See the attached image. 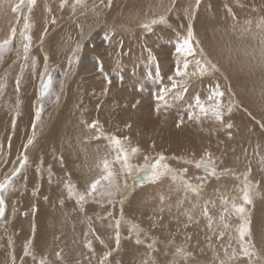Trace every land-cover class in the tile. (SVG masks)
<instances>
[{
    "label": "bare ground",
    "instance_id": "6f19581e",
    "mask_svg": "<svg viewBox=\"0 0 264 264\" xmlns=\"http://www.w3.org/2000/svg\"><path fill=\"white\" fill-rule=\"evenodd\" d=\"M45 1L48 4V0ZM106 1L93 0L75 13L69 10L62 14L56 12L59 19L50 23L49 7L44 0H36L28 16L25 10L19 21L10 14L19 0H0V40L7 38L10 28L23 34L24 22L28 20L29 29L33 31L31 34L36 38L32 53L39 51L40 57L47 56L45 62L49 67L65 68L74 49L89 42L94 46L88 53L101 58L104 51L101 53L97 47L96 34L104 30L105 37H110L106 50L108 57L102 60L103 73L93 74L92 65L88 64L87 68L80 63L76 76L62 85L65 87L61 89L62 94L67 88L65 101L59 100V107L53 111L54 120L42 143L43 155L36 162L45 168L39 173L40 179L43 172L48 174L46 179L40 180L41 197L45 199L37 202L27 198L23 201V194H18L11 203L12 208L8 199L7 219L13 211L17 218L14 228L27 226L30 218L24 214L35 211L32 222L36 228L35 241L40 251L46 254L39 260L48 264L51 260L45 256L58 261L59 258L65 262L79 261L80 264H101L99 262L105 258L104 264H216L217 260L223 264H236L235 238L242 250L238 229L247 222L249 235L245 239L253 256L251 264L259 263L260 255L264 254V0H235L230 18L217 14L219 5L213 0H204L198 7L194 0H112L110 4ZM151 17L159 18L149 19ZM161 17L166 22H160ZM136 19L148 20L137 24ZM153 20L157 23L152 24ZM189 27L195 42L199 43V47L194 46V55L186 58L189 70H193L194 62L199 60L208 72L191 77L186 84L174 89L171 88L172 81L167 83V88L171 89L165 97L167 106L161 103L166 115L153 117L151 111L155 106L146 105L142 109L137 104L141 98L136 88L143 87L137 70L152 65L154 72H161L162 77L172 76L173 68L166 58L160 56L155 43L162 39L174 42L177 38L182 39L177 43L179 46L187 37ZM41 46L46 51L42 52ZM178 56L182 63L185 57L180 53ZM11 59L0 69V85L11 77L23 60L21 56ZM45 68L41 69L36 80L34 77L32 97L22 99L26 101V114L31 121L27 132L24 127L16 130L8 164L14 163L22 150L18 141L21 134L30 135L33 105L37 99L35 91ZM108 74L109 78L106 77ZM118 77H121L120 81ZM106 79L110 83H106ZM182 79L175 78L177 81ZM217 86L224 93L220 98L223 121L216 120L211 113L207 121L199 109H190L189 105H195L196 97L206 101ZM155 92L157 94V90ZM141 94L144 99L140 103L153 102L150 94L145 91ZM192 111L199 120L189 118ZM168 112L169 116L178 113L182 116L179 122L189 123L182 122L180 128L173 130L174 126L167 119ZM3 122L0 121V127ZM94 122L96 127L91 128ZM205 123L210 140L217 144V148L212 145L208 149L204 142L185 136L199 128L203 131L202 124ZM228 124L232 127L228 128ZM10 132L1 140L0 128V145L5 146ZM113 137L119 138L120 147L129 153L130 170L124 168L122 161L116 160ZM133 148L139 151L132 154ZM207 151L217 166L214 174L203 167L198 168L199 171L191 166L201 160L207 161ZM159 155L168 156L171 166L176 159L179 163L170 168L171 172L162 168L161 175L153 178V166L145 168L140 163L152 164L159 160ZM150 156L153 158L149 160ZM105 159L114 174L110 178L111 186L104 188L102 181L96 192L90 193L91 184L106 175L102 166ZM161 163L166 165L165 161ZM55 166L56 171L66 178L54 177ZM146 175L151 177L145 179ZM242 175L244 178H240ZM188 184L196 191L187 187ZM246 184L250 186L251 203H244L242 199ZM80 195H84V200L79 199ZM234 204L243 205L244 213H238ZM116 220L121 229L126 224L132 227L134 237L126 239L122 235L123 241L113 249ZM131 220L139 221L146 228L151 225L154 246L141 242L139 235L144 230ZM166 244L173 248L162 249ZM198 250L204 258L210 256L209 259L202 261L196 253ZM110 251L112 258L108 259Z\"/></svg>",
    "mask_w": 264,
    "mask_h": 264
},
{
    "label": "rangeland",
    "instance_id": "374dc122",
    "mask_svg": "<svg viewBox=\"0 0 264 264\" xmlns=\"http://www.w3.org/2000/svg\"><path fill=\"white\" fill-rule=\"evenodd\" d=\"M69 1L70 0H62V1L61 0H48V4H47L46 1L44 0L45 5H48V7H49V9L47 10V12H48L47 16L48 17L51 16V18H50L51 22L50 23H53L54 21L59 19L57 17L58 15L56 14V12L62 14L63 12L69 10V11H73V13H75V10H77L78 8L79 9L80 8H85L93 0H89V1L88 0H82V3H79V4L76 2V0H71L70 4H69ZM202 1H204V0H199L200 3L197 4V0H194V2L197 4V5L195 4L197 7H198V5L201 4ZM106 2H107V4H110L112 2V0H107ZM213 2H215L216 5H219L218 6V11H220V12H217V14L223 15L222 18L223 17L225 18V16H228L229 18L231 17L230 15H231V12L233 11L232 6H233V3H235V0H213ZM19 3H20V0H19L18 3H15L16 5H14V7L19 5ZM67 4H69V5H67ZM73 4H74V6H72ZM51 6H53V9H52ZM63 6H66V7H63ZM32 8H33V6H31V9ZM8 9H11V8L9 7ZM51 9H52V11H51ZM25 10H27L26 11V14H27L26 16H28V14L30 13L31 10L29 11V5H27L26 2H25V4L23 6H21V10L19 12H15V14H13L14 12L12 10L10 14L12 16L18 18V21H19L21 19L20 16H22V14H23V12H25ZM159 17H151L149 19H152V18L153 19H158ZM146 20H148V19H146ZM146 20L145 19L144 20L143 19L142 20L136 19L135 23L139 24V23L145 22ZM25 22L28 23V20H25ZM25 22H24L23 34L27 33V35L31 36V40H30L31 42L26 40L24 38V35H22V34L20 35V34L16 33L15 37L12 38L11 44L6 46L4 50L0 51V69L1 70L4 67V65H6L8 62H10L11 58H12L11 60H13L14 58L15 59L18 58V57L20 58V56H21V60L23 59L21 61V63L19 64L20 67L18 66L17 69L14 71V73L11 75V77H8L9 79L6 80V81L4 80V83L2 82L1 85H0L1 86L0 87V121H4L3 122L4 124L2 125V127H0L1 130H2L1 140L6 136L7 133H9L11 131L10 134H9V140L7 141L5 146L4 145H0V182H3V181H5L8 178L12 179L11 185L8 186L6 188V190H4L3 193H2L3 198H4V203H3V205H0V207L3 208V211L0 212V230H1L0 231V264H8V263L9 264H14V263L15 264H17V263L18 264H31V262H32V264H34V263L35 264H42V263L43 264H48V263H44V262L39 260V259H41V256L44 257V255H46V254H44L43 252L40 251V249L38 248V245H37V243L35 241L36 228H35L34 224L32 223L34 218H35V217H33V216H35L34 215L35 211L34 212L33 211L32 212H28V213L24 214V217L26 215L27 219L30 218V221H28V223H27L28 225L27 226L20 225V226H18V228L15 229L13 224L17 221L16 220L17 218L13 214V211H12L9 219H7V214H8L7 213L8 212L7 200L9 199L8 201L10 203V207L12 208V204L11 203L15 201L17 196H19V195L21 196L22 194H23V196H22L23 197V201H25L27 198L31 199V200H35V201L37 200V202L38 201L40 202L41 200L45 199V198L42 199V197H41L42 196V192H41L42 187L40 185L41 184L40 180L46 179L48 174L43 172L44 174L42 175V179H40V177H39L40 174L39 173L41 171H44L45 168L43 167L42 164L41 165H37L36 162H37V160H39V157L41 155H43L42 154L43 153L42 143L45 142V139H46V137L48 135V132H49V129H50V125H51L52 121L54 120L55 112L53 114V111L56 110L59 107V100H61V102L65 101V98H66V95H67V91H66L67 88H66L65 91L63 89L64 93L62 94V90L61 89L64 87L62 85L65 83V81H68L69 78L73 79L76 76L77 67L79 66L80 63H82L85 67H87L88 64L92 65V67H93L92 69H94L92 71L93 74L103 73L102 72V67H103V65H102L103 61L102 60L107 58L108 57L107 55L109 54L108 52H106V50L109 47V41H110L109 39H110V37H105L107 35H105V33L103 32L104 30L103 31H98L95 38H96V41H97L96 42L97 47L101 50V53L104 51L103 52V56L101 58L99 56H97V55L93 56V54L88 53L89 52L88 50L93 49L94 45L91 44L89 41H87L89 43L88 44L86 43L85 46H82L81 48L74 49L72 54H70L71 56H69L70 60H68V65L65 68H61V67H57V66L49 67V66L46 65L47 59L45 57H47V56L40 57V55H41L40 53L41 52H39V51H37V54L36 53L35 54L32 53L33 52L32 51L33 48H35V46H36V38H34L35 36L31 34L33 32L32 28L31 29H29V28L26 29L25 28ZM17 24L19 25V22ZM30 27H31V25H30ZM10 30H12V28L9 29V33H8V36H7L8 39L11 37V33H10L11 31ZM101 32H103V33H101ZM151 32H153V31L151 30ZM7 38L5 37L4 40H6ZM4 40L2 39V41H4ZM18 40L21 41V42H19ZM106 40H108V41H106ZM2 41L0 40V43H3ZM173 41L174 42H172V40H163L162 39V40H160L159 43H157V42L155 43V45H157L159 51L161 52L160 56L163 57V58H166L167 62L171 65V69L173 68V70H171L172 74L170 73L172 76L162 77L161 72H156V71L154 72V69H152V68H155V67H152V65H151V67H146V68L139 67L138 70H137V73H139L138 77H140V79H141L140 85L143 86V87L139 86V87L136 88V90H138L137 94H139L138 96L141 98V99H138L139 101H137V104H139L142 109H144L146 105H149V107H151V105L153 107L155 106L154 107L155 110H153V112L151 111V113H152L151 116H153V117H155L158 114L162 115L164 113V107L165 106L163 104L161 105V103H164V102H162V101L160 102L157 99L158 95L163 94L161 92V89L164 88V87H169L167 83H170L172 81V80L169 79V77H172L173 79L178 77V76H176V69H177V65H178V62H179V60H178L179 56H178V53L176 51V48L178 47L177 43L182 41V39H177L176 38ZM18 42H19V44H18ZM143 44H140L139 47H142L141 45H143ZM198 44H199L198 42H195V39H194V36H193V46L196 47V45H197V47H199ZM26 46H27V52L25 51V47ZM18 49H20L21 51L20 50L18 51ZM86 49H87V51H86ZM40 50L43 52V51H46V48L41 46ZM15 55H16V57H15ZM32 56H35V57H33V60H32ZM97 57H99V58H97ZM94 58H95L96 61L94 60ZM39 59H42V60H39ZM35 60H36V62H35ZM45 66H46V68L41 72V74L39 76L40 78L38 80L37 89L35 91V94H37V99H36V102L33 105V109H34L33 110V120H32V124L30 126V132H29L30 135L28 137V135L25 134V133L28 131L31 118H30V116H27V114H26V108H25L26 101L22 100V99H30V97H32V93L34 91V87L33 86L35 84L36 77L39 75L41 69L43 67H45ZM87 68H89V67H87ZM158 68L160 69V67H158ZM141 72H142V75H141ZM32 77H33V79H32ZM34 77H35V80H34ZM106 77L109 78L110 74H108ZM49 78H51V81H52L50 86L47 83ZM118 78H119V81H120L121 77H118ZM108 80L109 79L105 80L106 83H109ZM30 81H31V83H30ZM156 90H157V94L155 92ZM142 91H145L146 94H150L152 96V97L151 96L150 97H151V100H153V102L144 101L143 103L142 102L140 103V101L144 99L143 95L141 94ZM59 94H61L60 97H59ZM167 96L168 95L166 94L164 96V99ZM154 102H155V105H154ZM158 102H160L159 104L161 105L159 112H157V110H156ZM144 103H146V104H144ZM164 114L166 115V112ZM180 117H182V116L178 115V113H175V112H173V114L169 116V112H168L167 119H168L169 122H171L172 126H174L175 129L172 128L173 130H176V129L180 128V126H182V122L183 121L179 122V118ZM204 118H206L207 121L209 120L208 116L207 117L204 116ZM183 123H189V122H183ZM177 125H179V126H177ZM207 126L208 125L206 123L202 124V127L204 128L203 131H201L200 128H199V129H197V130H195L193 132L185 134V136L190 137L192 140H198L200 142H204L203 144H205L208 149L211 148L212 145L217 148L218 147L217 144L212 143V141L210 140L211 135H210L209 130L207 129ZM19 127H24L23 130L26 131L25 133L21 134V136H20V138L18 140L19 143H20V148L22 150L19 151V155H17L18 158L14 161V163L8 164L9 163V159H10V151L9 150L12 148V142H13V140L16 137V130ZM209 154H210V152L207 151L206 155H209ZM159 156L161 157V155H159ZM162 156L164 157L163 161L166 162V165L169 168H173V167L176 166V164L179 163V159H176L177 161L176 160L173 161L174 165L171 166V165H169V163H170L169 162V157L166 156V155H162ZM25 157H27V162L26 163L24 162V158ZM135 158L138 160V156H136ZM151 158H153V157L150 156L148 159L150 160ZM159 160H160V158H159ZM159 160L156 159V161L154 163H152V164H149L148 162H145V163L143 162V163H140V164L142 166L144 165L145 168H147V167L150 168V167L154 166V164L157 161H159ZM53 161L54 160H50V162H53ZM176 162H178V163H176ZM53 163H55V161ZM170 164H172V163H170ZM191 166L194 167L196 170H199L196 167V165L193 164ZM41 167H43V168L41 169ZM47 167H49V166H47ZM211 167L214 168L215 172H216V167L217 166L212 163ZM56 170L57 169H56V166H55V169H53V171L55 172L54 177L56 179L57 178L58 179L61 178L60 180H62V178H66V177H64V175H61L60 171L58 172ZM121 175L122 174L120 173L119 177ZM35 176H36V178L34 179ZM65 176H67V175H65ZM242 176L240 178H244L245 175H242ZM122 178H121V180H122ZM60 180H58V181H60ZM120 183H123V182L121 181ZM120 183H117V184L119 185ZM25 184H26V186H25ZM105 184H107V185H105ZM158 185L161 186L162 184L159 183ZM197 185H200V184H197ZM104 186H105L104 188H108L111 185H109L106 181H104ZM120 186L123 187L124 185L120 184ZM135 190L131 194L132 196H133V194H135ZM215 192H216V190H214V193ZM31 196H33V197H31ZM151 196H153V195L151 194ZM22 197H21V199H22ZM131 221L133 222V220H131ZM116 224H117V220H116ZM116 224L114 225V231L115 232L113 233V235L115 237L114 241H113V244L115 243L113 245V249H114V247L116 248L117 246H119V244H117V242H116V233L117 232H119V241L120 242L123 241L122 240V238H123L122 235L124 237L126 236L125 237L126 239H132V237H134L133 234H132L133 233L132 232L133 231L132 227H129L126 224L121 229L120 226H119V228H117ZM133 224L136 227L139 226V228L144 230L139 235L140 238H141L140 239L141 242L143 241V243L146 246L147 245L154 246L155 243L151 242V238L155 237L154 235H152L153 234L152 233L153 230L151 228V225L147 226V228H146L144 225H142L139 221H136V220L133 222ZM30 226H31L32 229L30 228ZM29 228H30V230H29ZM28 235H29V237H28ZM142 238H144V239H142ZM160 242H162V241H160ZM148 243H150L151 245L148 244ZM206 245H208V244H206ZM35 247H37V248H35ZM166 247L167 248H173L172 246H169V245L166 244V245H164V247L162 249H164ZM27 249H28V251H27ZM121 249H122V247H121ZM171 250L172 249H169L168 251H171ZM196 253L202 257L201 258L202 261H206V259H209L208 257H210V256H207V258H204V254H199V250ZM21 254H23V255H21ZM27 255L30 258L28 260H27V258H28ZM262 255L264 256V254H261L260 255L261 260H260L259 263L255 262L256 264H260V263L262 264L261 261H264L263 260L264 257ZM35 256H36L37 260H39L40 263L36 260ZM6 257L8 259H6ZM107 257H108V259L112 258L111 251L107 253ZM187 257L190 259V257H191L190 251L187 253ZM251 257H253L252 254L249 255V256H245L243 254V249L241 250V248H240V246L238 244L237 238H235L234 259H235V261H237L236 264H251L252 263V261H251L252 258ZM45 258H48V259L51 260L49 262V264H55V262H56V264H80L79 261L65 262L66 260L63 261L61 258H59V261L56 258H55L56 259L55 260V259H51V258H49L47 256H45ZM10 259H12V260H10ZM17 260H18V262H17ZM105 260H107V259L105 258ZM57 261L60 262V263H58ZM104 261L103 262L100 261L99 263L104 264L105 263ZM62 262H64V263H62ZM184 262L190 263L188 260H185ZM118 264H121V263H118ZM201 264H207V263L206 262H202ZM216 264H222V261L221 260H217Z\"/></svg>",
    "mask_w": 264,
    "mask_h": 264
},
{
    "label": "snow or ice",
    "instance_id": "6c2138e0",
    "mask_svg": "<svg viewBox=\"0 0 264 264\" xmlns=\"http://www.w3.org/2000/svg\"><path fill=\"white\" fill-rule=\"evenodd\" d=\"M25 2L27 3V5H29V11H30L31 6L35 5L36 0H20L19 5H17L16 7H14L12 9L13 12H19L21 10V6H23L25 4ZM76 2L79 4V3H82V0H76ZM197 4H199V0H197ZM160 22H166L164 17L160 18ZM152 23L153 24L157 23V21L153 20ZM249 23H251V22L249 21ZM29 27H30V25L28 23H25V28L27 29ZM145 27L148 28L149 30H151L148 25H145ZM15 35H16V29L13 28L11 30V37L9 39L4 40L3 43H0V51L4 50L6 46L11 44L12 38H14ZM22 35H24V38L26 40H28V41L31 40V37L29 35H27V34H22ZM193 36H194V34L191 30V27H189L187 37H185L183 40V43L179 44V46L176 48L177 53H180L185 57L182 64H181V62H178L177 69H176V76L182 77L184 79L177 81V80L173 79L172 77H169V79L172 80V84H171L172 89L177 88L181 84H186L187 80L191 77H195L197 75L203 76V75H206L208 72V68L199 60H196L194 62V69L191 71L189 70V61L186 58L193 56L194 52H195V48L193 46ZM25 51L27 52V46L25 47ZM212 68L215 69V65H213ZM47 83L49 86L51 85V83H52L51 78L48 79ZM109 83H110V81H109ZM170 90L171 89L164 87L161 89V92L163 94L157 96V99L159 101H163L165 106H167V101L164 99V96ZM182 90H186V88L182 89ZM105 91H107V90H105ZM223 96H224V93L222 91H220L219 86H217V88L215 90H213L208 95V97L206 98V101H202L199 97H196L195 98V105L190 104L189 108L190 109H193V108L199 109V112L205 117H207L209 115V113H211L212 116L216 120H219L222 122L223 121V113L221 111L222 104H221L220 98H222ZM160 107H161V105L158 103L157 109H156L157 112H159ZM228 111L231 112V108H229ZM189 118L190 119L195 118V119L199 120V116L196 115L195 111L191 112ZM177 126H179V125H177ZM90 127L95 128L96 123L94 122L93 124L90 125ZM227 127L231 128L232 125L228 124ZM97 138H99V137H97ZM112 142L114 145V150L117 153L116 160L122 161L124 168L130 170L132 166L129 163V153L120 147L121 141L119 138L113 137ZM138 151H139V149L134 148V149H132V154H135ZM163 160H164V157L161 155L160 160L154 164V166L152 168V177L153 178H158L161 175V169L162 168L166 169L169 172L173 171L167 165H164L161 163V161H163ZM24 162L25 163L27 162V157L24 158ZM211 165H212V161L210 158V154H209V159L207 161L201 160V161L196 163L197 168L203 167L205 170L211 171L214 174L215 169L212 168ZM102 166H103V170L106 173V175H102L99 179H97L95 182H93L91 184L90 190H89L90 193L96 192L98 185H101L102 181H108L109 185H111V179L110 178L114 174L110 169L109 161L105 159L102 162ZM183 171L186 172L187 169H184ZM173 179H176V177L174 176ZM11 183H12L11 178H8L5 181L0 182V205H3V203H4V198H3L2 193L4 190H6V188L8 186L11 185ZM187 187L191 188L192 191H194V192L196 191V189L193 188L191 184H188ZM249 187L250 186L246 184L245 188L242 190L243 191L242 199H243L244 203H251L249 190H248ZM69 191L71 193V189H69ZM84 198H85L84 195H80V197H79L80 200H84ZM233 207L235 208V210L238 213L243 214L245 211L243 205L236 206L234 204ZM2 211H3V208L0 207V212H2ZM116 227L119 228V221H117ZM238 231H239V240L241 242V246L243 249V254L245 256H249V255H251V253L249 252V248L247 246L248 242L245 239V237L249 235V228H248L247 222H245L243 225H241L240 228L238 229ZM116 242H117V244H119V232L116 233ZM137 243H140V241L137 240ZM222 264H223V262H222Z\"/></svg>",
    "mask_w": 264,
    "mask_h": 264
},
{
    "label": "water",
    "instance_id": "95a60500",
    "mask_svg": "<svg viewBox=\"0 0 264 264\" xmlns=\"http://www.w3.org/2000/svg\"><path fill=\"white\" fill-rule=\"evenodd\" d=\"M148 176H149V178L151 177V175H146L145 176V179H147ZM138 181H142V180H138Z\"/></svg>",
    "mask_w": 264,
    "mask_h": 264
}]
</instances>
